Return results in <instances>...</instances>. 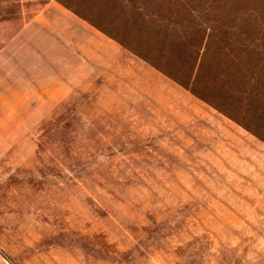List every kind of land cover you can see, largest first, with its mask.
<instances>
[{
    "label": "rangeland",
    "instance_id": "obj_1",
    "mask_svg": "<svg viewBox=\"0 0 264 264\" xmlns=\"http://www.w3.org/2000/svg\"><path fill=\"white\" fill-rule=\"evenodd\" d=\"M0 264H264V140L59 0H0Z\"/></svg>",
    "mask_w": 264,
    "mask_h": 264
},
{
    "label": "trees",
    "instance_id": "obj_2",
    "mask_svg": "<svg viewBox=\"0 0 264 264\" xmlns=\"http://www.w3.org/2000/svg\"><path fill=\"white\" fill-rule=\"evenodd\" d=\"M59 1L264 140V13L246 0Z\"/></svg>",
    "mask_w": 264,
    "mask_h": 264
}]
</instances>
